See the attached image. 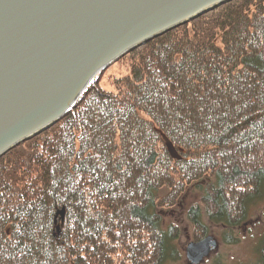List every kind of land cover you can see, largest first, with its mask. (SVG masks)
Returning <instances> with one entry per match:
<instances>
[{"label": "trees", "instance_id": "obj_1", "mask_svg": "<svg viewBox=\"0 0 264 264\" xmlns=\"http://www.w3.org/2000/svg\"><path fill=\"white\" fill-rule=\"evenodd\" d=\"M48 131L0 157V264H174L264 200V0H234L128 54ZM194 197V196H193ZM258 261L264 264V243Z\"/></svg>", "mask_w": 264, "mask_h": 264}, {"label": "water", "instance_id": "obj_2", "mask_svg": "<svg viewBox=\"0 0 264 264\" xmlns=\"http://www.w3.org/2000/svg\"><path fill=\"white\" fill-rule=\"evenodd\" d=\"M234 0H0V157L52 128L125 55ZM219 243L190 242V264Z\"/></svg>", "mask_w": 264, "mask_h": 264}, {"label": "rangeland", "instance_id": "obj_3", "mask_svg": "<svg viewBox=\"0 0 264 264\" xmlns=\"http://www.w3.org/2000/svg\"><path fill=\"white\" fill-rule=\"evenodd\" d=\"M121 61L112 65L101 77V86L104 90L113 91L112 83L116 78H122L128 74L127 64L125 65ZM195 197L193 193L192 196L188 195L184 203L167 216L168 222L177 223L182 230L180 238L177 241L181 259L178 263L174 264H190L187 261L185 249L190 242H195V240L193 238V230L187 221L186 215L190 208L189 206L195 201ZM222 232L221 228H213V232L210 235H213L217 239L219 246L203 264H255L259 260V247L264 243V200L258 206L252 208L250 220L236 231L235 237L238 239L237 243H233L232 245L224 243L221 238Z\"/></svg>", "mask_w": 264, "mask_h": 264}, {"label": "bare ground", "instance_id": "obj_4", "mask_svg": "<svg viewBox=\"0 0 264 264\" xmlns=\"http://www.w3.org/2000/svg\"><path fill=\"white\" fill-rule=\"evenodd\" d=\"M113 65H114V64H113ZM110 67H111V66H110ZM110 67H108L107 70H108ZM107 70H105L104 72H106ZM94 83H95V82H94ZM49 130H50V129H49ZM47 131H48V130H47ZM33 138H34V137H33ZM11 151H12V150H11ZM7 154H8V153H7Z\"/></svg>", "mask_w": 264, "mask_h": 264}]
</instances>
